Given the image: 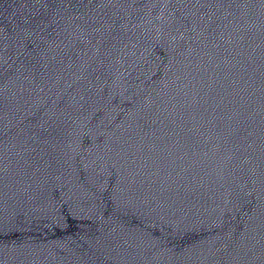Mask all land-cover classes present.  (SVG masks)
Returning <instances> with one entry per match:
<instances>
[{
	"label": "water",
	"instance_id": "water-1",
	"mask_svg": "<svg viewBox=\"0 0 264 264\" xmlns=\"http://www.w3.org/2000/svg\"><path fill=\"white\" fill-rule=\"evenodd\" d=\"M0 264H264V0H0Z\"/></svg>",
	"mask_w": 264,
	"mask_h": 264
}]
</instances>
